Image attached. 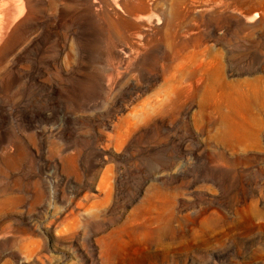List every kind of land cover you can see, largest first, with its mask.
<instances>
[{
    "label": "rangeland",
    "instance_id": "374dc122",
    "mask_svg": "<svg viewBox=\"0 0 264 264\" xmlns=\"http://www.w3.org/2000/svg\"><path fill=\"white\" fill-rule=\"evenodd\" d=\"M0 264H264V0H0Z\"/></svg>",
    "mask_w": 264,
    "mask_h": 264
},
{
    "label": "bare ground",
    "instance_id": "6f19581e",
    "mask_svg": "<svg viewBox=\"0 0 264 264\" xmlns=\"http://www.w3.org/2000/svg\"><path fill=\"white\" fill-rule=\"evenodd\" d=\"M200 41H201V39H200ZM186 45H187V44H183L182 47H185Z\"/></svg>",
    "mask_w": 264,
    "mask_h": 264
}]
</instances>
